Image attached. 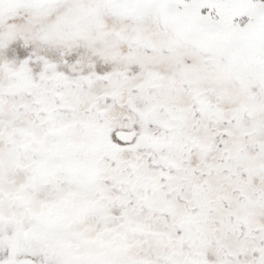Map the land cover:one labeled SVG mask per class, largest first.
Returning <instances> with one entry per match:
<instances>
[{
	"label": "snow or ice",
	"instance_id": "1",
	"mask_svg": "<svg viewBox=\"0 0 264 264\" xmlns=\"http://www.w3.org/2000/svg\"><path fill=\"white\" fill-rule=\"evenodd\" d=\"M0 264H264V0H0Z\"/></svg>",
	"mask_w": 264,
	"mask_h": 264
}]
</instances>
